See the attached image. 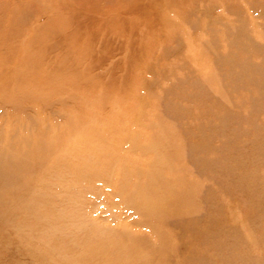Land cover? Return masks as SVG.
Wrapping results in <instances>:
<instances>
[{
    "label": "rangeland",
    "instance_id": "obj_1",
    "mask_svg": "<svg viewBox=\"0 0 264 264\" xmlns=\"http://www.w3.org/2000/svg\"><path fill=\"white\" fill-rule=\"evenodd\" d=\"M0 264H264V0H0Z\"/></svg>",
    "mask_w": 264,
    "mask_h": 264
}]
</instances>
